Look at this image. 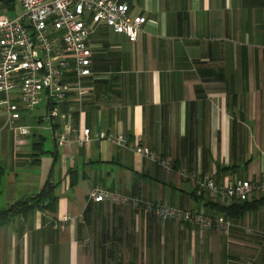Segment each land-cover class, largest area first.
Returning a JSON list of instances; mask_svg holds the SVG:
<instances>
[{
  "label": "crops",
  "instance_id": "crops-1",
  "mask_svg": "<svg viewBox=\"0 0 264 264\" xmlns=\"http://www.w3.org/2000/svg\"><path fill=\"white\" fill-rule=\"evenodd\" d=\"M121 1L147 16L143 30L132 42L98 26L88 39L93 74L85 83L93 88L82 110L75 102L63 109L75 128L121 132L172 158L175 168L106 140L59 146L61 124L50 129L41 120L46 100L24 113L30 134L16 135L0 106V209L48 181L58 196L56 210L34 207L0 225V264H264V208L234 217L227 235L89 199L102 185L216 214L215 203L232 201L198 194L178 168L219 185L263 178L264 0Z\"/></svg>",
  "mask_w": 264,
  "mask_h": 264
},
{
  "label": "built area",
  "instance_id": "built-area-1",
  "mask_svg": "<svg viewBox=\"0 0 264 264\" xmlns=\"http://www.w3.org/2000/svg\"><path fill=\"white\" fill-rule=\"evenodd\" d=\"M17 1L24 8L21 14L0 16V106L6 114V125L16 135H29L31 126L21 122L24 113L33 111L46 100L47 112L41 120L50 129H54L56 122L61 124L56 135L59 146L88 145L94 139L106 140L133 150L166 171L173 170L172 158L121 132H93L82 124L75 128L72 112L63 109L66 104L75 102L82 110L84 99L93 88L85 83V77L93 74V50L88 39L97 27L106 24L135 42L147 16L133 14L130 4L121 0ZM177 170L181 176L193 180L198 194L208 190L226 201L248 199L254 191L264 194V176L260 181L237 179L219 185L212 176L188 168ZM89 199L116 205L131 204L162 220L191 221L204 228H219L227 235L235 226L234 220L223 213L213 215L186 206L147 200L102 185L91 190ZM247 264H254V261L248 260Z\"/></svg>",
  "mask_w": 264,
  "mask_h": 264
},
{
  "label": "trees",
  "instance_id": "trees-1",
  "mask_svg": "<svg viewBox=\"0 0 264 264\" xmlns=\"http://www.w3.org/2000/svg\"><path fill=\"white\" fill-rule=\"evenodd\" d=\"M3 5L12 8L16 4V0H0ZM3 172V166L0 163V174ZM58 196L55 193V186L48 181L41 191L37 192L35 195L29 196L27 198L18 200L7 208L0 209V225L8 221L15 214L27 211L34 207L46 206L51 210L57 209ZM48 202V203H47ZM219 207V213L213 214H225L232 219L234 217H240L248 211L257 210L259 208H264V194L258 198L244 199V200H232L229 204L215 203Z\"/></svg>",
  "mask_w": 264,
  "mask_h": 264
},
{
  "label": "rangeland",
  "instance_id": "rangeland-1",
  "mask_svg": "<svg viewBox=\"0 0 264 264\" xmlns=\"http://www.w3.org/2000/svg\"><path fill=\"white\" fill-rule=\"evenodd\" d=\"M24 11L23 6L16 0V4L14 7L9 8L7 6L0 8V13H7L10 16H16L21 14ZM2 14V15H3Z\"/></svg>",
  "mask_w": 264,
  "mask_h": 264
}]
</instances>
